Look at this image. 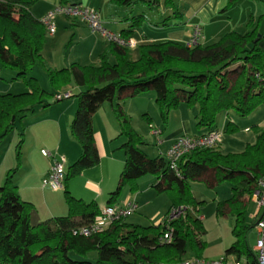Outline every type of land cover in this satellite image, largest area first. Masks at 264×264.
<instances>
[{"label":"trees","instance_id":"trees-1","mask_svg":"<svg viewBox=\"0 0 264 264\" xmlns=\"http://www.w3.org/2000/svg\"><path fill=\"white\" fill-rule=\"evenodd\" d=\"M36 1L0 0V60L4 65L18 69L20 76L38 64H45L54 98L58 90L71 82L83 87V91L70 97H78L70 132L82 152L66 170L63 189L69 206L66 215L34 225L31 222L34 204L21 198L12 175L9 174L0 186V264H163L181 260L189 243L198 248L203 246L199 238L204 233L202 216L192 196L190 181L204 177L210 186L224 181L232 183V196L220 202L219 210L234 213L237 217L235 232L240 235L242 230L237 229L241 220L247 226L248 201L259 188V179L264 177V128L257 125L254 126L255 142L248 143L243 152L225 154L220 144L185 153L178 161L181 174L178 176L165 157H151L140 147L144 143L141 135L133 129L121 105L114 106L121 120L122 134L127 137L122 145L126 159L119 184L109 194L107 205L118 203L126 184L134 190L137 179L155 174L159 176L156 189L167 192L173 200L172 211L158 226L142 227L121 219L109 229L91 236L74 234V230L93 224L102 209L95 202L87 203L73 196L67 182L100 163L93 116L103 102L113 103L118 92L135 96L153 90L164 123H167L170 112L182 104L197 108L196 126L209 128L208 132L216 129L217 117L222 112L233 110L246 116L264 105V50L259 47L264 37L259 35L257 22L250 19L245 33H226L208 46L189 47L174 41L144 43L138 47L137 59H133L130 48L110 42L98 64L82 66L72 63L67 68L53 69L42 54L46 27L31 12ZM234 1H229L228 8ZM109 2L125 6L137 2L153 5L160 1ZM72 3V0L59 2ZM166 6L174 7V1L166 0ZM179 15V11H174V17ZM143 20L144 15L133 17L129 29L121 34L127 38ZM112 56L114 62L110 60ZM30 80L31 90L26 94H0V141L27 112L35 111L34 99L39 98L41 103L50 95L36 83V78ZM237 129L238 125L229 121L224 132ZM22 142L21 138L19 148ZM181 208L183 212L169 222L174 231L172 242L162 243L160 237L171 213ZM237 243L226 250V255L241 257L246 250ZM92 250L97 251L96 261L87 258ZM72 254L83 259H74ZM253 256L249 253L250 259Z\"/></svg>","mask_w":264,"mask_h":264},{"label":"crops","instance_id":"crops-1","mask_svg":"<svg viewBox=\"0 0 264 264\" xmlns=\"http://www.w3.org/2000/svg\"><path fill=\"white\" fill-rule=\"evenodd\" d=\"M109 1L72 0L73 3H80L98 9L104 25L116 33H122L123 30L129 29L133 22V17L144 15L142 23L128 34V37L136 42V47L131 49L133 59L139 57L138 47L144 43L174 41L187 45L193 38L196 27L201 29L197 44L203 46H208L219 41L229 32L245 33L248 29L250 19H253L255 22L259 20L260 31L264 37V0H235L229 8L228 4L230 0H173L174 7L166 6V0H159V3L153 5L137 2L125 6L113 5ZM143 1L148 2L151 0ZM59 2L60 0H37L31 7V12L35 18L42 20ZM174 11L180 12V15L177 16L178 18L174 17ZM260 15L262 17L258 19ZM61 23L60 25L56 23L57 30L54 34L48 33L51 36L50 46L54 49L69 46V50L62 54L63 57L61 59L59 55L57 56V52H52L54 49L50 53L46 52L44 45L42 54L47 64L53 69L67 68L72 63H77L82 66L98 64L102 53L108 50L110 42L100 33L92 31L87 24L79 19L67 16L66 19H62ZM259 47L264 50V38L260 41ZM57 51L59 52V48ZM110 60L114 62L115 57L112 56ZM81 91H83V87L71 82L67 86H64V88L62 87L58 90L57 93L72 92V94H75ZM64 105L65 109L63 114L59 115L56 119V124L61 130L57 129L53 134V138L61 146L65 145L64 141L66 142L68 147L67 151H65L66 161L70 163L68 165L70 166L79 158L82 152L76 145L78 144L80 146V144L76 140L75 142L77 143H74L70 132L72 117L78 105L74 100L68 101ZM96 115L95 113L93 116V126L100 163L82 172V176H85L87 179L84 187L85 192L81 194L80 199L87 203L95 202L100 209H103L108 204L109 194L119 184L126 156L125 158L120 157L115 152L116 146L114 139L117 137V129L108 125L102 131L96 126ZM197 115V108H188L184 104L180 105L177 109L170 112L167 121L169 126L168 128L164 127V140L162 139L161 142L157 141L156 144L159 145L157 149L153 151L148 147L146 148V146H143L142 149L151 157H164V153L178 137L186 134L201 135L207 133L209 128L196 127L198 121ZM220 118L224 119L222 127L217 125ZM62 120L67 124V129L70 133L66 137L65 130L60 126ZM229 121L236 124V118L232 115V111L220 113L216 121V130L222 131L224 135V127ZM248 128L246 125L244 130L251 131ZM254 138L256 139V136ZM254 142L255 140L249 143ZM25 146L27 145H23L24 153L26 154V158L29 159V162H31V156L33 157L34 152L38 151V147L28 146L27 149H24ZM43 149L40 148L41 155L43 158L49 159L45 160L44 163L39 162L37 167L33 165L27 169L25 176L20 178L17 184L21 198L34 204V209L31 213L32 223H37V221L44 222L51 217L63 216L69 211L68 202L63 195V190H54L52 192L55 194H48L42 186V181L47 178L53 164V160L50 157L42 154ZM220 149L222 150L221 145ZM161 151L165 152L162 153ZM0 166V168H3L4 164L2 165L1 162ZM6 173L7 170H4L0 175V186L3 184ZM209 175L211 176V172ZM157 179L159 180V176H157ZM71 184L72 181L67 182L68 190L73 196L78 197L77 192H75ZM136 184L137 186L143 185V181H139V185L136 181ZM139 197L140 195L134 199L129 198L128 201H135L139 208V204L135 200ZM125 202L127 200L118 199V204L123 205ZM249 202H253L255 206L254 212L252 213L253 219L257 218L258 220V204L254 198L249 199ZM145 205L143 204L142 206L144 207ZM65 212L66 214H64Z\"/></svg>","mask_w":264,"mask_h":264},{"label":"rangeland","instance_id":"rangeland-1","mask_svg":"<svg viewBox=\"0 0 264 264\" xmlns=\"http://www.w3.org/2000/svg\"><path fill=\"white\" fill-rule=\"evenodd\" d=\"M66 17L67 16L64 14H57L55 21L60 25L62 24V19H66ZM261 17L262 16L260 15L258 19ZM256 28L259 31V35H262L259 20ZM50 40L51 36L46 32L44 45L46 47V52L48 53L54 49L50 46ZM58 48L59 52L57 51ZM58 48L54 49L52 52H57V56L59 55L62 59V54L69 50V46ZM32 77L36 78V83L41 88L45 89L50 95L45 96L41 103H39V98L38 100L34 99L32 104L34 105L35 111L27 112L22 120H18L16 127L0 141V165L1 162L2 165L4 164L3 168H0V175L4 170H7L3 184L6 182L10 174L12 175L13 184L17 186L18 180L25 176L27 169L33 165H36L37 167L39 162L44 163L45 160H48L49 158H43L40 148H44V150L50 152L52 156L48 157L53 161L54 158L60 159L62 156L66 158L65 151H67L68 148L66 142L64 141L65 145L61 146L55 141L53 134L57 129L61 130L56 124V119L59 115L63 114L65 109L64 103L74 100L78 105V97L75 95L74 97L65 100H55L51 91L53 86L51 85L47 66L45 64H38L29 70L24 76H20L18 74V69L6 66L0 60V94L20 95L30 92V79ZM118 103L121 105L124 113L129 117L133 129L141 135L144 143L141 144L140 147L142 148L143 146H146V148L148 147L150 150L155 151L159 145L156 144L158 138L153 133V128L156 127L157 129L162 130L160 138L164 140V127L168 128L169 126L168 122L164 123L163 118L161 117L159 107L156 104L155 92L149 90L135 96L120 94L118 92L116 93L113 103L111 101H105L95 112L97 114L95 119L98 128L103 131L105 130V126L111 125L117 129V137L114 139L116 146L115 152L118 153L120 157L125 158V148H123L122 145L126 142L127 137L122 134L121 120L118 118L117 113L114 110V106L117 107ZM231 111L232 115L236 118L238 129L234 132H224L221 146L222 152L225 154L243 152L247 144L255 140L254 137L256 136V133L254 126L260 124L259 127L264 128V105L258 106L246 116L238 115L233 110H230L229 112ZM74 116L72 117V120ZM223 121L224 119L220 118L217 125L222 127ZM246 125L251 131L244 130ZM60 126L65 130V137L68 136L70 133L68 132L67 124L62 120ZM225 128L226 126L224 127V131ZM21 138L23 139V142L19 148ZM73 141L74 143H77L74 138ZM23 145H27L24 149H27L28 146L38 147V151L34 152L33 157L31 156V162L26 158ZM76 145L81 149L78 144ZM161 152L164 153L165 151ZM69 164V162H66L67 170L69 169ZM86 179L87 178L82 176L81 173L70 178L68 181H72L71 185L78 194V197L75 196L76 198H80L81 194L85 192L84 187ZM139 181H143V185H139ZM137 182L139 186L134 190L131 188L130 184H126L122 188L119 196V200L123 199L128 201L129 198L134 199L140 195L138 199H135L139 204V208L127 217V222L142 227L158 226L164 221L168 213L172 211L173 200L167 192H159L156 189L155 184L158 182L157 175H146L137 179ZM232 186L233 185L230 181L221 182L216 186H210L204 180L200 179L190 181V189L196 202V207L199 210V214L203 216L202 226L204 233L199 235L203 246L198 248L189 243L186 252L181 255L182 259L193 257L218 259L226 256V250L237 242V244L242 245L246 250L242 253V258H248L249 253L256 255L254 248L258 239V229L255 225L257 218L253 219L252 217V213L255 209L253 202H249L247 205V226L245 227V221L241 220L240 225L242 227L240 226L237 229L238 231L242 230L240 235H237L235 232L237 217L234 213H230L225 209L222 211L219 210L220 202L225 201L232 196ZM52 191L54 190L50 187L45 188V192L48 194H55ZM63 195L65 196V192H63ZM252 198L254 197L252 196ZM245 201H248V198H245ZM143 204L146 205L143 207ZM64 214H66V212ZM42 222L43 221H37V223L33 222L32 224L38 225ZM72 257L79 260L83 259V257L74 254H72ZM87 258L91 261H96L97 251L92 250L89 252Z\"/></svg>","mask_w":264,"mask_h":264},{"label":"built area","instance_id":"built-area-1","mask_svg":"<svg viewBox=\"0 0 264 264\" xmlns=\"http://www.w3.org/2000/svg\"><path fill=\"white\" fill-rule=\"evenodd\" d=\"M57 14H64L68 17L83 21L88 25V27H90L92 31L100 33L108 42L115 43L130 49L136 47V42L133 39L129 37L125 38L121 33H116L108 29L104 25L98 9L80 3L58 4L55 9L49 11L41 20L46 27L47 33L49 34H54L57 30V24L55 21ZM200 32L201 29L196 27L193 38L189 41L187 46L192 47L197 45ZM71 96L72 92H58L55 98L57 100H64L70 98ZM153 133L157 136L158 142H161L162 138H160V136L162 130L153 128ZM222 138L223 132L216 129L201 135H182L171 144L164 157L167 160L169 167L174 170L178 176H181L178 169V161L185 153L198 148L217 147L221 144ZM42 154L45 156H52L50 152L44 149L42 150ZM66 162L67 161L64 156H62L60 159L54 158L49 174L43 181V188L50 187L55 191L64 189L66 179ZM258 186L259 188L253 194V197L258 204L259 215L256 222V227L258 229V239L254 248L256 255L253 256V259H250L249 257L244 259L242 257H236L235 255H226L218 259L193 257L165 262L163 264H264V177L259 179ZM137 208L138 205L133 200H129L123 205L118 203L114 205H107L102 209L101 214L96 218L93 224L88 227H82L78 230H74V234L91 236L94 233L103 232L109 229L114 224V222L121 219H126L129 215L135 212ZM182 212L183 209L181 208L176 209L171 213L166 225V230L160 237V241L162 243L172 242L174 231L169 225V222Z\"/></svg>","mask_w":264,"mask_h":264}]
</instances>
